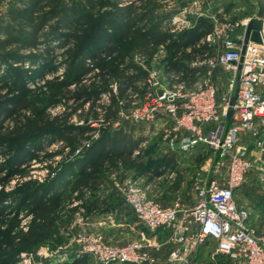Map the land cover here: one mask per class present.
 I'll return each mask as SVG.
<instances>
[{"label":"trees","instance_id":"trees-1","mask_svg":"<svg viewBox=\"0 0 264 264\" xmlns=\"http://www.w3.org/2000/svg\"><path fill=\"white\" fill-rule=\"evenodd\" d=\"M24 5L9 8V21L0 24L6 34L0 37V66L7 68L0 76V170H9L8 178L0 174V184L23 175L41 157L49 160L51 174L20 182L9 199L0 191V264H17L41 242H61L62 222L79 206L107 211L106 199L96 193L106 184L103 169L150 154L140 147L144 137L111 126L148 88L147 70L135 57L151 65L163 49L164 71L180 74L176 82L190 87L200 71L191 63L211 52L201 40L214 27L211 17L199 16L193 25L171 31L179 9L166 8L161 0H28ZM25 62L38 66L30 70L33 87L21 85L28 70L15 64ZM60 105L62 110L52 111ZM95 122L103 128L88 141ZM53 143L55 149L45 150ZM136 149L143 153L135 156ZM56 156L62 160L55 163ZM146 171L151 174L152 168ZM18 207L30 217L26 230L6 229L7 215ZM12 219L19 222V214Z\"/></svg>","mask_w":264,"mask_h":264},{"label":"built area","instance_id":"built-area-1","mask_svg":"<svg viewBox=\"0 0 264 264\" xmlns=\"http://www.w3.org/2000/svg\"><path fill=\"white\" fill-rule=\"evenodd\" d=\"M181 10L173 18L171 31L187 26ZM213 30L201 42L209 43ZM243 38L239 31L237 38L223 41V50L205 53L191 63L207 66L202 82L197 80L190 87L176 82L163 87L161 95L155 89L163 83L160 71L141 56L135 57L147 70L148 90L131 117L155 121L163 115V139L168 148L186 153L208 145L221 150L231 159L229 175L225 183L197 180L192 205L176 202L164 206L150 198L136 180L117 182L118 193L144 230L138 238L119 244L100 232L81 236L80 253L93 256L97 264H194L198 247L213 241L214 255L229 257L234 264H264V235L250 226V210L238 203L235 192L255 166L250 154L256 152L264 158V43L249 41L240 64L242 44L235 40ZM215 76L225 78L224 88L215 82ZM114 124L119 126V121ZM166 245L170 250L164 260L151 255L149 249L161 250Z\"/></svg>","mask_w":264,"mask_h":264},{"label":"rangeland","instance_id":"rangeland-1","mask_svg":"<svg viewBox=\"0 0 264 264\" xmlns=\"http://www.w3.org/2000/svg\"><path fill=\"white\" fill-rule=\"evenodd\" d=\"M25 1L28 0H0V24L9 21L7 15L9 8L23 6ZM60 1L82 4L84 0ZM161 3L166 8L182 9L181 11L186 15L185 25L187 26L184 28L193 25L195 19L199 16L211 17L214 20L216 26L213 30L212 39L209 41L211 54L224 49L223 41L226 38H237L240 26L249 20L255 11L253 0H161ZM24 6L26 7V4ZM184 28L182 26L181 30ZM5 36L6 34L0 31V37L4 38ZM159 55L151 62L150 66L160 71L163 83L158 86L161 88L171 87V84L176 83L179 78L176 74L164 71L165 57H162L161 52H159ZM15 66L16 68L23 67L28 70L26 77L21 80V85L33 87L36 80H34V74L30 75V70H34L38 66L30 62L17 63ZM198 66L200 69L198 82H202L206 77L208 68L206 65ZM42 69L40 67V70ZM6 75L7 68L1 70L0 66V76L5 77ZM50 76L51 74L47 73L46 77ZM215 82L220 85V88H224L226 80L225 78H218ZM146 91L141 98L134 102L133 106L125 108L115 121H119V126H124L136 137L141 136L147 139L142 148H147L150 151L149 156H145L141 161L134 159V161H129L125 165L103 169L106 184L100 186L96 193L102 199H106L107 211L98 207L91 212H87L84 205L79 206L66 216L62 222V227L59 230L61 242H41L36 253H32L31 250L24 252L17 264H34L38 260H41L43 264H56L58 262L63 264H97L93 256L80 253L83 248L80 240L81 236L93 235L95 232L103 233L112 243L127 242L130 239L129 231L127 228L120 226L119 222L134 221L135 218L125 205L123 197L118 193L116 189L117 182L126 179L136 180L146 188L150 198L164 206L174 205L176 202L192 205L196 199L194 184L199 179H217L220 183L226 182L231 166V159L227 153L223 154L221 150H215L208 145H199L186 153L179 152L177 149H170L163 139L162 126L166 122L163 115L155 121H137L131 117L132 110L143 104ZM62 109L63 105H60L52 111L57 112ZM78 120V117L73 119L74 122ZM115 121L111 126L119 127L114 124ZM93 125L97 127V130L88 138V141L98 136L103 128L100 122H95ZM57 146L58 143H53L45 150L49 151ZM141 153H143V150H138V152H134V155H140ZM250 157L253 159L255 166L250 171L249 177L247 176V181L236 188V200L240 205H244L250 210V226L256 232L264 235V158L256 152H252ZM2 160L0 158V161ZM61 160L60 156L53 158L55 163ZM49 164V160L42 157L31 161L26 166L23 175L17 173L10 177L4 185L0 184L3 198L9 199L20 182L47 178L51 174ZM148 167L152 168L151 174L146 171ZM8 173V168L0 170V174L6 178L9 176ZM15 214H19V222H14L12 219ZM29 220L30 217L25 216L21 208L18 207L7 215L5 227L6 229L14 227L15 230H26ZM213 247V241H207L198 247L194 254L195 264H234L229 257L219 254L214 255L212 252Z\"/></svg>","mask_w":264,"mask_h":264},{"label":"water","instance_id":"water-1","mask_svg":"<svg viewBox=\"0 0 264 264\" xmlns=\"http://www.w3.org/2000/svg\"><path fill=\"white\" fill-rule=\"evenodd\" d=\"M253 4L255 5V11L252 17L247 23H244L240 26V31L244 33V38L243 40H235L237 43L242 44V57L240 64L243 60L246 46L249 41L264 43V0H253ZM156 91L161 95L163 89L157 86ZM233 101L234 97H232L231 103H233Z\"/></svg>","mask_w":264,"mask_h":264},{"label":"crops","instance_id":"crops-1","mask_svg":"<svg viewBox=\"0 0 264 264\" xmlns=\"http://www.w3.org/2000/svg\"><path fill=\"white\" fill-rule=\"evenodd\" d=\"M160 52L162 53V57H165L164 50H162ZM159 56L160 55L158 54L157 57H159ZM145 141L142 144H140V147L145 143ZM135 151H138V149H136ZM249 175H250V172L248 173V177H249ZM246 181H247V179H246ZM132 215L135 218L134 221H126V223L119 222L120 226H123L124 228H127L128 231H129L130 239H128V241L138 238L140 236L141 231L144 230L143 226L139 225V223L137 222L135 215L133 213H132ZM162 234L163 233H161V235ZM169 250H170V248H169L168 245L164 246L161 250L149 249L151 255L155 256L159 261L164 260L168 256ZM193 259H194V264H195V256L194 255H193Z\"/></svg>","mask_w":264,"mask_h":264}]
</instances>
